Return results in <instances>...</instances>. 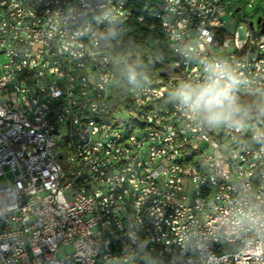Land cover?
<instances>
[{
	"label": "built area",
	"instance_id": "built-area-1",
	"mask_svg": "<svg viewBox=\"0 0 264 264\" xmlns=\"http://www.w3.org/2000/svg\"><path fill=\"white\" fill-rule=\"evenodd\" d=\"M225 1L153 0L167 13L157 30L139 3L119 12L125 0H0V264H123L130 252L128 264H145L144 253L167 264H264V227L251 222L264 213V144L254 140L264 123L216 131L180 107L169 110L167 100V91L203 82L205 65L219 62L239 77L235 94L254 93L264 111L262 24L230 31ZM108 6L116 14L106 31L81 43ZM144 26L156 34L147 42L160 71L145 70L147 81L114 102L125 80L111 76L118 49ZM109 29L116 35L102 38ZM134 122L142 131L121 141ZM184 154L204 155L202 167ZM123 172L128 189L105 202ZM151 217L160 232H151ZM68 244L73 250L59 255Z\"/></svg>",
	"mask_w": 264,
	"mask_h": 264
},
{
	"label": "clouds",
	"instance_id": "clouds-1",
	"mask_svg": "<svg viewBox=\"0 0 264 264\" xmlns=\"http://www.w3.org/2000/svg\"><path fill=\"white\" fill-rule=\"evenodd\" d=\"M115 35L116 33L109 29L107 35L102 38L108 39ZM114 62L128 84L137 85L141 79L147 81L148 77L141 70L142 65L138 60L120 56ZM205 71L207 75L203 82L184 81L178 85L173 95L179 102V107L209 127L234 123L235 117L241 111L239 98L235 94L241 82L239 77L235 74L230 75V69L219 62L206 64ZM254 140L256 143L264 144V132L258 133ZM252 215L258 216V219L251 222L264 227V213L253 212ZM129 239L139 249L146 247L136 232H130ZM143 258L145 264H159V261L148 253H144ZM128 259H135L131 252ZM128 259H125L123 264H128Z\"/></svg>",
	"mask_w": 264,
	"mask_h": 264
},
{
	"label": "bare ground",
	"instance_id": "bare-ground-1",
	"mask_svg": "<svg viewBox=\"0 0 264 264\" xmlns=\"http://www.w3.org/2000/svg\"><path fill=\"white\" fill-rule=\"evenodd\" d=\"M129 4L139 3L141 12L151 21L155 22L157 30H165L167 13H164L163 9H159L157 4H153V0H125V2L119 3V12H127ZM54 4H61V0H54ZM116 6H108L104 12V16H98L96 23L92 26V32L81 33V43H89L92 40V34H99L106 31V24H110V20L115 17ZM148 30L147 40L156 41V34L153 33L151 26H144ZM140 30V28H139ZM157 63V58L154 57ZM90 74H97V67H90ZM112 77H120L119 69H111ZM174 91H167V100L169 102V110H178L179 102L174 98ZM135 131H142L141 122H134L132 128L124 129L121 133V141H128L135 136ZM175 137L178 141H185V130L175 129ZM188 155L184 154V162H195V167H202L204 162V155H194V161L188 160ZM78 161H85V154H78ZM128 183H130V172H123V176L119 178V184H112V187H108L104 192L105 202H112V198L115 196V191L120 189H128ZM72 186H79V178H72ZM106 223L109 231H117V218L114 214H106ZM151 232H160V218H150ZM167 239H174V232H167ZM159 261V264H167V260L163 255H153ZM89 264H104V260L91 259Z\"/></svg>",
	"mask_w": 264,
	"mask_h": 264
},
{
	"label": "trees",
	"instance_id": "trees-1",
	"mask_svg": "<svg viewBox=\"0 0 264 264\" xmlns=\"http://www.w3.org/2000/svg\"><path fill=\"white\" fill-rule=\"evenodd\" d=\"M147 36L148 30L145 27L140 28L139 32L136 34H130L127 39L122 41L117 54L127 56L130 60H138L142 65L141 70L143 72L148 68H155L156 73H158L160 71L159 67L152 55H149L150 47L147 42ZM131 86L133 85L128 84L126 79L123 80L121 84L113 89V101H122ZM235 120L237 121L236 123L244 125L246 130L250 131L256 129L264 123V111L259 107V105H256L253 109H242L235 117ZM194 155H188L187 159L194 161Z\"/></svg>",
	"mask_w": 264,
	"mask_h": 264
},
{
	"label": "rangeland",
	"instance_id": "rangeland-1",
	"mask_svg": "<svg viewBox=\"0 0 264 264\" xmlns=\"http://www.w3.org/2000/svg\"><path fill=\"white\" fill-rule=\"evenodd\" d=\"M225 14L223 18L229 26V30L233 31L237 26H245L250 20L253 21L256 28L259 27L258 18L261 17L264 22V0H226ZM242 109H253L257 103V97L254 93L242 92L236 94ZM237 121L235 120L234 123ZM223 125L216 126L215 130L220 131ZM73 250L72 244L62 246L59 255Z\"/></svg>",
	"mask_w": 264,
	"mask_h": 264
},
{
	"label": "water",
	"instance_id": "water-1",
	"mask_svg": "<svg viewBox=\"0 0 264 264\" xmlns=\"http://www.w3.org/2000/svg\"><path fill=\"white\" fill-rule=\"evenodd\" d=\"M257 21H258V23H261V24H262L261 32L264 33V23L262 22V18L259 17ZM250 26H251V28L254 27V23H253L252 20L250 21ZM204 144H205V143H202V146H203Z\"/></svg>",
	"mask_w": 264,
	"mask_h": 264
}]
</instances>
